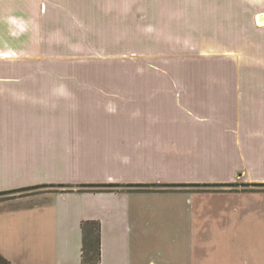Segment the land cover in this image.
I'll return each instance as SVG.
<instances>
[{
    "label": "crops",
    "instance_id": "obj_1",
    "mask_svg": "<svg viewBox=\"0 0 264 264\" xmlns=\"http://www.w3.org/2000/svg\"><path fill=\"white\" fill-rule=\"evenodd\" d=\"M18 1L30 9L39 0ZM235 7L243 25L257 21L262 27L258 35L254 24L255 33L242 34L236 78L229 83L173 77H41L29 60L25 63L32 72L27 76L4 77L0 71V178L11 175L32 186L73 187L33 190L15 199L18 209L2 218L4 227L12 228L15 243L20 246L18 240L24 241L31 247L30 264H257L254 254L234 258L212 252L210 233L201 227L210 218V204L222 206L234 200L232 194L246 205H235L230 211L222 208L220 216L238 214L250 230L264 229V0H235ZM15 16V21H47L35 13ZM231 86L235 87L234 101L227 98ZM131 91L138 95H129ZM195 103L204 114L188 110L181 117ZM233 107L234 118L225 121L221 111ZM233 124L235 133L227 127ZM228 133L234 135L230 141ZM9 165L15 168L7 171ZM200 166H209V173L218 171L217 176L191 178ZM95 167L108 171L97 185L185 181L234 183L237 189H77L91 185L83 182L95 183ZM173 168H180L184 175L189 170L190 176L173 173ZM232 169L238 175L235 181L222 176L223 172L233 174ZM156 196L173 202L166 208L157 200L147 203ZM178 201L187 205L188 235H192L187 256L162 254L159 241L154 242L157 253L149 254V233L178 228L173 222ZM163 214L168 221L161 222ZM85 223L92 224L86 235ZM87 238L91 245L98 239L96 263L82 259Z\"/></svg>",
    "mask_w": 264,
    "mask_h": 264
},
{
    "label": "rangeland",
    "instance_id": "obj_2",
    "mask_svg": "<svg viewBox=\"0 0 264 264\" xmlns=\"http://www.w3.org/2000/svg\"><path fill=\"white\" fill-rule=\"evenodd\" d=\"M13 4H16L15 0H0V71L3 70L4 77L27 76L32 72L25 63L29 60L35 63L36 76L41 77H173L199 79L198 81L216 79L215 83H220L218 80L229 83L236 78L237 51L241 49L238 42L242 41V34L255 33L252 26L254 24L258 35L261 30L259 27H262L257 21L250 25L246 23L244 27L236 15L235 0H62L61 5L56 4V0H39L30 9L27 4L22 5L18 0L15 6ZM33 13L44 16L47 21L13 19L16 14ZM51 17L57 20L49 21ZM20 18L24 19V16ZM234 88L231 86L227 92V98L231 101L235 99ZM117 94L120 95L118 89ZM129 95L137 96L138 91H131ZM196 105L197 103L186 108L181 117L188 110L196 114L202 113L201 105ZM224 110L221 112L225 121L234 118V107ZM227 127L235 133L234 124ZM220 132L223 134V129ZM232 136V133H228L226 138L230 141ZM13 168L15 167L9 165L7 171ZM198 168L201 170L191 177L195 180L202 178L204 174L207 177L217 176L218 171L209 173V166ZM167 169L169 167L164 168ZM172 172L184 175L180 168H173ZM189 172L184 170V176H190ZM232 172L233 174L223 172L222 176L227 174L224 175L226 178L235 181L238 175L234 169ZM106 174L108 171L104 168L95 167V183L81 184L97 185V180ZM83 178L86 180V177ZM178 183L205 184L185 181ZM208 183L214 182H206ZM43 185L52 184L42 183L36 186ZM56 186L51 190H66L58 184ZM31 187L35 186L29 185L27 181L14 179L11 175L0 178V193ZM261 187L257 186L256 189L259 191ZM39 189V192L50 190ZM193 189L196 188H178L180 191ZM214 189L236 190L237 187ZM248 190L253 191L255 188ZM19 195L20 193L0 195V255L12 264H30L28 255L31 247L19 240L20 246L17 245L12 236V228L2 224L3 217L10 216L11 212L18 209L14 200ZM180 196L185 199V195ZM229 196L234 200L227 201L222 206L210 204V218L201 225L202 230L210 233L207 238L212 239V252L218 251L219 254H228L234 258L254 254L257 256V264H264V229L255 227L250 230L244 217L241 218L238 214L228 212L224 217L220 216L222 208L230 211L235 205H246L238 202L241 198L232 194ZM162 197L150 198L147 203L157 200L160 207L164 204L166 208L167 204L173 202L166 199V196ZM174 206H178V214L173 215V222L180 227L175 230L154 231L152 235L149 233V254L157 253L154 242L159 241L162 243V254L178 258L187 256L188 241L192 240V235H188L191 230L187 227V205L184 201H178ZM166 221V214H163L161 222ZM209 223L215 227H210ZM210 229L214 232H210ZM174 243L176 244L173 246ZM206 250H210L208 246Z\"/></svg>",
    "mask_w": 264,
    "mask_h": 264
},
{
    "label": "trees",
    "instance_id": "obj_3",
    "mask_svg": "<svg viewBox=\"0 0 264 264\" xmlns=\"http://www.w3.org/2000/svg\"><path fill=\"white\" fill-rule=\"evenodd\" d=\"M261 186V185H257ZM57 186L56 185H43V186H35L27 189H21V190H16V191H11V192H6V193H0L1 196L5 195H10L13 193H20L19 197H25L29 196V192L39 189V188H48V189H55ZM59 187L62 188H68L72 189L73 187L71 186H63L60 185ZM235 188L236 184L234 183H227V184H99V185H80L77 187L80 189H89V190H95V191H106V190H126V191H146V190H152V191H173V190H178V188H196L195 190H217L214 188ZM194 190V189H193ZM25 194V195H23ZM89 225H92L91 223H85L82 225L83 233H86L89 230ZM97 238V237H96ZM85 239V238H84ZM98 239L94 241V244H90L89 239L87 238V242L85 241L83 253H82V259L85 262H92L96 263L98 261V253H99V248H98ZM93 254V255H91ZM91 259V260H89ZM0 264H12L8 260H6L4 257L0 255Z\"/></svg>",
    "mask_w": 264,
    "mask_h": 264
}]
</instances>
